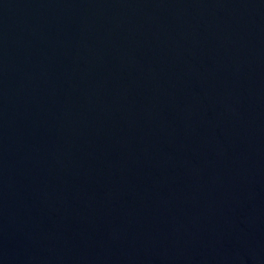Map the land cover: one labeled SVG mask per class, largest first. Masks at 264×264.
Instances as JSON below:
<instances>
[{
	"label": "water",
	"instance_id": "obj_1",
	"mask_svg": "<svg viewBox=\"0 0 264 264\" xmlns=\"http://www.w3.org/2000/svg\"><path fill=\"white\" fill-rule=\"evenodd\" d=\"M0 264H264V0H0Z\"/></svg>",
	"mask_w": 264,
	"mask_h": 264
}]
</instances>
